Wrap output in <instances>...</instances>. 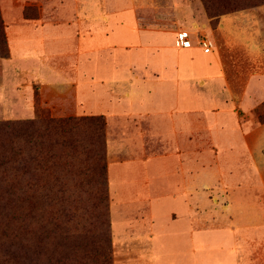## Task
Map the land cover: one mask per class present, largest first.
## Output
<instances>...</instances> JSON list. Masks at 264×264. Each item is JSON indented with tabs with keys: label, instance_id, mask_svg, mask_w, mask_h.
Wrapping results in <instances>:
<instances>
[{
	"label": "rangeland",
	"instance_id": "rangeland-1",
	"mask_svg": "<svg viewBox=\"0 0 264 264\" xmlns=\"http://www.w3.org/2000/svg\"><path fill=\"white\" fill-rule=\"evenodd\" d=\"M256 6H264V0H0V125L35 121L34 129L13 135L0 126V155L10 160L0 165V264L123 261L126 254L115 252L112 235L108 166L139 161L144 155H158V167L162 168L158 171L159 197L183 194L187 176L193 177L189 190L196 222L208 228L220 227L229 218L234 223L238 156L242 154L243 165L250 166L235 128L237 116L243 112L234 105L224 110L211 102L208 90L225 92L228 99L244 83L250 69V45L235 44L234 30L226 40L217 26L235 20L249 25ZM40 18L55 23L58 29L55 33L50 30L55 28H47L60 42L46 46L54 54L48 61H12L11 26ZM179 30L190 32L196 46L198 37L205 36L210 51L222 54L231 92L220 89L224 83L218 81L219 73L211 75H216L214 81L205 80L209 68L202 51L175 45ZM212 68L217 71L218 67ZM83 75L88 81L92 77L99 109L110 107L111 102L120 110L128 107L127 98H110L111 87H136L135 99L146 106H152L158 97L164 99L158 106L161 114L153 118L169 121L158 125V134L138 118L123 119L112 134L118 144L126 140L128 146L142 148V157L119 148L117 155H110L106 115L83 110L78 100L75 81L83 80ZM188 86L194 89L196 106L186 104ZM166 88H183L177 103ZM257 111L264 115V103ZM69 117L78 122L63 127L49 121ZM43 156L49 161L42 162ZM186 166L191 172H186ZM10 184L25 191L24 203L31 202L27 208L39 205L44 209L43 216L34 215L30 224L26 221V241L18 237L22 234L19 224L6 220L9 209L5 206L15 202L5 191ZM46 187H51V193ZM169 207H163V214L180 211ZM124 210V205H116L114 212L122 214ZM19 245L28 248L26 260L12 254Z\"/></svg>",
	"mask_w": 264,
	"mask_h": 264
},
{
	"label": "crops",
	"instance_id": "crops-1",
	"mask_svg": "<svg viewBox=\"0 0 264 264\" xmlns=\"http://www.w3.org/2000/svg\"><path fill=\"white\" fill-rule=\"evenodd\" d=\"M55 27V23L46 22L41 18L15 22L11 26L13 42L10 43V59L50 60L54 53L46 46L58 43V39L56 36H50L47 28L49 30ZM217 28L226 40L231 38L230 32L234 30L235 44L250 45V69L244 83L234 89L235 94L227 99L225 92H217L215 88L208 90L211 102L219 104L224 110L234 105L237 111L240 109L243 112L241 116H237L235 128L239 140L244 143V154L250 157V166L243 165V155L240 154L234 172V223L229 218L220 227L208 228L196 222L189 190L193 187V177L187 176L182 186L186 189L183 194L171 195L169 198L159 197L158 171L161 172L162 168L158 167V155H144L139 161L131 159L124 163L110 164L108 176L115 252L126 254V258L119 264H264V115L257 111L264 103V6L254 7L249 25L244 21L235 20L224 22L222 25L220 23ZM50 30L55 33L58 31L57 28ZM193 44L182 49L196 48L205 54L204 61L209 68L204 76L205 80L214 81L216 75H211L219 73L217 79L224 83L220 89L227 88L231 92L226 60L222 54L216 55L213 51L205 53L200 46ZM234 62L235 68L238 69L239 59ZM213 65L218 67L217 71H213ZM82 77L85 80L77 78L75 81L78 100L82 102L83 110L106 115L110 130V155H117L116 150L119 148L130 156L142 157V148H139V151L128 146L126 140L118 144L112 134L121 121L134 120L133 118L142 120L158 134V125L169 121L153 118L154 115L161 114H158V106H161L164 99L158 97L152 106H146L138 101L139 99H135L139 91L136 87H111L114 92L109 91L110 98L117 100L125 97L129 101L128 107H124L126 110H120L117 103L109 100L112 104L110 107L99 109L97 91L92 88V77L91 81H88L85 75ZM127 82L131 83L132 79L128 78ZM172 89L166 88V92L171 93V100L174 99L177 103L183 88L175 91ZM185 92L188 95L187 106H196L193 87L188 86ZM101 106L104 107V104ZM192 125L194 127V120ZM144 137L146 136L141 139ZM186 168L187 173L191 172L189 166ZM183 169L185 170L184 165L181 171H184ZM116 205H124V213L116 214ZM164 206H174L180 211L163 214Z\"/></svg>",
	"mask_w": 264,
	"mask_h": 264
},
{
	"label": "trees",
	"instance_id": "trees-1",
	"mask_svg": "<svg viewBox=\"0 0 264 264\" xmlns=\"http://www.w3.org/2000/svg\"><path fill=\"white\" fill-rule=\"evenodd\" d=\"M49 121H52L54 123H60V125L63 124V127H65L64 125L70 124V121L73 123L78 122V121H72L70 117L67 119L58 120V121H54V120H49ZM39 122H41V121H39ZM0 126H3V127L10 129L11 130L10 134L13 135V133L17 134L20 131H23V133H24V132H27V130H29V129H34L35 128V121H19V122L7 121L4 123H1ZM24 141L27 142L28 140H24ZM26 149L30 153L31 148L29 147ZM37 157L38 156H33V159H37ZM40 160L42 162H48L49 161V159L46 156L40 157ZM9 162H10V160L7 158V156L0 155V165H3L4 163H9ZM56 180H58V179H56ZM46 188H48L49 193H51V191H52L51 187H46ZM5 191L9 192V194L12 195L14 200H15V202L8 203L5 206L9 209V212L6 214V220L10 221L11 219H14V221H16L19 224V229L20 228L22 229V231L21 232L19 231V233H22V234H20L18 237H19V239H24L26 241L27 240L26 235H25V223H26V221L29 220L27 224H30V223H32L31 220L36 219V216L34 217V215L43 216L44 209L39 205H37V207H35V209H34L33 205L28 206V208H27L26 205L30 204L31 202H28V204L24 203L25 191L21 190V188H19L18 186H15V185L13 186V184H10L9 189H6ZM34 196L35 195H32V197H34ZM25 210H27L26 213L24 212ZM61 211L63 212L64 209ZM55 229H56V227H55ZM67 237L68 236H65V238H67ZM37 239H39V238H37ZM37 242L42 243L43 241L39 240ZM6 251H8V249H6ZM33 253L34 254H36V253L40 254V252H38V251H33ZM12 254H14L15 258L20 257L22 259L24 258L25 260L27 258H29V251H28V248L26 245L17 246L16 248H14V251L12 252Z\"/></svg>",
	"mask_w": 264,
	"mask_h": 264
},
{
	"label": "built area",
	"instance_id": "built-area-1",
	"mask_svg": "<svg viewBox=\"0 0 264 264\" xmlns=\"http://www.w3.org/2000/svg\"><path fill=\"white\" fill-rule=\"evenodd\" d=\"M198 44L202 48L203 52L210 51V42L205 36L198 37ZM193 44V37L190 32L186 30H179L175 36V45L181 48H189Z\"/></svg>",
	"mask_w": 264,
	"mask_h": 264
}]
</instances>
